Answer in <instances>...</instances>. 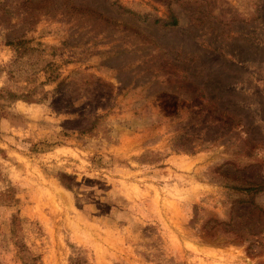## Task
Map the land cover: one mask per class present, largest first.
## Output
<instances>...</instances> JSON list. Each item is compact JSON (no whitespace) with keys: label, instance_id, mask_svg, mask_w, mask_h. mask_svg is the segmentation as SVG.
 Instances as JSON below:
<instances>
[{"label":"rangeland","instance_id":"rangeland-1","mask_svg":"<svg viewBox=\"0 0 264 264\" xmlns=\"http://www.w3.org/2000/svg\"><path fill=\"white\" fill-rule=\"evenodd\" d=\"M0 264H264V0H0Z\"/></svg>","mask_w":264,"mask_h":264},{"label":"trees","instance_id":"trees-1","mask_svg":"<svg viewBox=\"0 0 264 264\" xmlns=\"http://www.w3.org/2000/svg\"><path fill=\"white\" fill-rule=\"evenodd\" d=\"M154 22L156 23L158 21L157 20H154ZM176 24H177V21H176V19H175V17L173 15H169L168 20L165 21V22H163V25L164 26H171V27H173ZM208 223H210V221L206 222L205 225H204V227H206Z\"/></svg>","mask_w":264,"mask_h":264}]
</instances>
